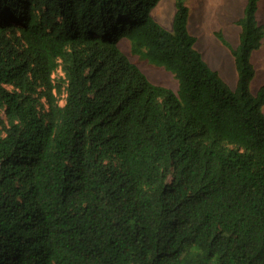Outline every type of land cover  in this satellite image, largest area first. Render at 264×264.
I'll return each mask as SVG.
<instances>
[{
  "label": "trees",
  "instance_id": "trees-1",
  "mask_svg": "<svg viewBox=\"0 0 264 264\" xmlns=\"http://www.w3.org/2000/svg\"><path fill=\"white\" fill-rule=\"evenodd\" d=\"M159 1L0 0V264H264L258 0L233 89Z\"/></svg>",
  "mask_w": 264,
  "mask_h": 264
},
{
  "label": "rangeland",
  "instance_id": "rangeland-1",
  "mask_svg": "<svg viewBox=\"0 0 264 264\" xmlns=\"http://www.w3.org/2000/svg\"><path fill=\"white\" fill-rule=\"evenodd\" d=\"M246 0H185L188 6V31L195 36V47L200 51L208 65L216 70L222 79L233 89L237 81V73L229 47L238 43L240 27L236 23L243 14ZM256 19L264 29V0H258ZM175 11V0H160L152 9L153 17L164 27L171 28ZM221 34L223 43L217 37ZM121 48L128 54V47L121 41ZM130 55V54H129ZM144 72L146 77L155 84L175 88L172 74L164 68L151 64L141 58L131 56ZM251 61L254 76L250 81V91L264 84V35L258 48L252 51ZM61 71L53 73L54 82L59 81ZM62 102V100H60ZM264 111V105H263Z\"/></svg>",
  "mask_w": 264,
  "mask_h": 264
},
{
  "label": "clouds",
  "instance_id": "clouds-1",
  "mask_svg": "<svg viewBox=\"0 0 264 264\" xmlns=\"http://www.w3.org/2000/svg\"><path fill=\"white\" fill-rule=\"evenodd\" d=\"M58 70H60V69H58ZM61 71V70H60ZM62 73V72H61ZM53 75V74H52ZM62 76H63V73L61 74ZM41 101H44V99L43 98H41ZM63 103V100H62V102H59V104H62Z\"/></svg>",
  "mask_w": 264,
  "mask_h": 264
}]
</instances>
